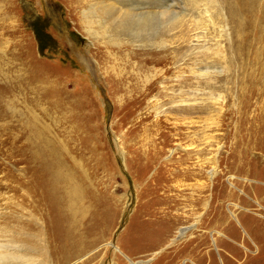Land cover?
<instances>
[{"label":"rangeland","instance_id":"1","mask_svg":"<svg viewBox=\"0 0 264 264\" xmlns=\"http://www.w3.org/2000/svg\"><path fill=\"white\" fill-rule=\"evenodd\" d=\"M77 1L0 0V264L19 240L60 259L43 152L89 206V248L60 264H264V0L220 28L196 9L189 43L120 46Z\"/></svg>","mask_w":264,"mask_h":264},{"label":"bare ground","instance_id":"2","mask_svg":"<svg viewBox=\"0 0 264 264\" xmlns=\"http://www.w3.org/2000/svg\"><path fill=\"white\" fill-rule=\"evenodd\" d=\"M76 2L78 1L76 0ZM82 3H84L85 7L82 10L83 18L81 23L85 25V31L89 38L92 39V37H94L95 40L102 38L103 40H108L113 45L119 46L121 44L116 41L122 36L129 37L133 42L137 43L138 41H149V38L152 36L157 38L161 32L165 31H168L167 33L170 36L174 35L172 36L174 39H184L182 41L189 43L192 40L190 38V35L192 34L190 33L193 29L196 28L194 30H198L204 27L200 17L199 19L196 17V20L194 19L196 26L195 24H190L193 19V12L196 9L200 8L204 13H210L209 20L214 22L220 28L227 20L226 12L224 11L225 13H222L224 10L223 7H228V15H231V19H235L238 9L240 15L245 9L252 13L260 6V0H84ZM198 13H200V11ZM116 14H119V20L115 17ZM188 17H190V19H188ZM161 43H164L163 40ZM204 71L206 74L210 73L209 68ZM206 74H199V76L202 77ZM189 106L185 109L186 114L189 112L192 113L193 106ZM33 125H35V120H33ZM42 154L46 157V159L41 162L45 171V174L42 175V179L44 180L43 185L45 186V184L48 183L46 187L49 192L52 189L53 193L57 192L58 188L60 194L53 196V198L49 197L50 200L47 199L48 203L51 204L50 206H54V214L57 219L55 228L59 233V235L57 234V240H59L60 244H58L60 246H57L58 248L55 250V254L60 258H58L59 260L57 261V263L60 264L72 257L81 256L83 252L88 250L89 245L87 246L86 242L77 238V232L80 230L79 227L83 223L82 221L89 213V206L86 204L87 201L83 195L85 190L83 189L82 184L75 182L77 176L75 174H67L66 170L69 166L65 165L59 157H56L57 153L56 156L52 153L49 157L53 158L51 162L47 160V156L44 152ZM59 183L60 185H58ZM61 184L70 185V190L66 191L67 189L65 190V187L62 188L63 186L61 187ZM61 188L65 191H61ZM88 189L86 188V190ZM106 216L108 219H111L112 215L109 216L107 213ZM96 222H98V219ZM101 223L103 224L104 222ZM142 238L145 240L148 239V236H142ZM89 241L92 240H88V242ZM156 241L161 243V236L156 237ZM18 242V245H10V248L8 247L12 252L4 255L7 264H45L43 261L39 260L42 256L41 251L43 248L39 250L37 244L30 245L27 241L19 240ZM43 242L44 241L42 240L40 243L44 245ZM129 244L136 247L133 245L135 244V241L133 240H131ZM90 245L93 246V244ZM15 247L18 251L15 250ZM49 255H51V252Z\"/></svg>","mask_w":264,"mask_h":264}]
</instances>
